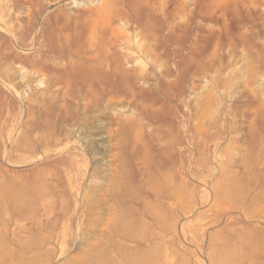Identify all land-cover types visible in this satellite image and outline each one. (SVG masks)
<instances>
[{
	"label": "rangeland",
	"instance_id": "374dc122",
	"mask_svg": "<svg viewBox=\"0 0 264 264\" xmlns=\"http://www.w3.org/2000/svg\"><path fill=\"white\" fill-rule=\"evenodd\" d=\"M136 1L148 67L57 93L0 17V264H264V0Z\"/></svg>",
	"mask_w": 264,
	"mask_h": 264
},
{
	"label": "bare ground",
	"instance_id": "6f19581e",
	"mask_svg": "<svg viewBox=\"0 0 264 264\" xmlns=\"http://www.w3.org/2000/svg\"><path fill=\"white\" fill-rule=\"evenodd\" d=\"M52 1L0 0V17L8 24L9 44L33 50L31 54L13 50L9 69L22 78L28 75L24 72L34 74L35 86H42L43 92L57 93L59 86L63 88L64 77L77 73L102 75L104 83L109 73L119 75L130 70L126 58H132L135 68L144 71L146 58L157 53L156 34L140 19L142 9L136 0L128 7L120 0H74L79 8L73 13L59 12L52 20L48 14L39 24L45 3Z\"/></svg>",
	"mask_w": 264,
	"mask_h": 264
}]
</instances>
